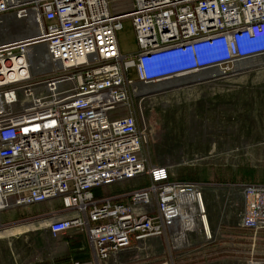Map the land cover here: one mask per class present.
Instances as JSON below:
<instances>
[{
	"label": "built area",
	"instance_id": "2783aa9c",
	"mask_svg": "<svg viewBox=\"0 0 264 264\" xmlns=\"http://www.w3.org/2000/svg\"><path fill=\"white\" fill-rule=\"evenodd\" d=\"M126 20L138 47L130 58ZM0 29L20 35L0 42V213L60 201L37 219L53 238L87 233L104 264L150 238L178 248L209 236L203 184L152 162L133 97L138 85L226 76L263 57L264 0H132L121 12L111 0H0ZM242 195L239 227L264 232V184Z\"/></svg>",
	"mask_w": 264,
	"mask_h": 264
},
{
	"label": "rangeland",
	"instance_id": "374dc122",
	"mask_svg": "<svg viewBox=\"0 0 264 264\" xmlns=\"http://www.w3.org/2000/svg\"><path fill=\"white\" fill-rule=\"evenodd\" d=\"M131 2L111 0L116 11H126ZM19 36L0 29V42ZM119 40L124 56L137 52L130 20L124 21ZM211 75L217 77L209 80ZM130 77L136 78L134 72ZM134 95V107L152 132V162L169 166L174 178L203 184L212 238L196 233L178 248L150 238L134 243L110 264H264V232L251 235L239 227L245 207L242 188L250 183L215 182L218 173L230 179L239 169L250 167L256 183L264 184V56L236 63L226 76L203 73L138 85ZM135 187L131 182L114 189L128 192ZM29 236L17 235L7 240L11 246L0 245V262L47 264L46 239L37 233L31 240ZM53 241L67 246L64 239ZM67 252L65 248L62 255Z\"/></svg>",
	"mask_w": 264,
	"mask_h": 264
},
{
	"label": "crops",
	"instance_id": "0c3cea01",
	"mask_svg": "<svg viewBox=\"0 0 264 264\" xmlns=\"http://www.w3.org/2000/svg\"><path fill=\"white\" fill-rule=\"evenodd\" d=\"M132 8V2L129 9ZM127 9V10H129ZM126 10V11H127ZM121 12V11H119ZM100 192L98 191V194ZM60 201H54L52 203H41L29 208H17L10 211H4L0 213V245L6 247L11 246L12 243L7 240L17 236L29 234L32 239L35 233L42 235L47 241V247L45 248L46 258L44 262L47 264H62V260L65 258L64 264H72V262L79 261L83 264H104L100 261L88 240L87 233H79L75 230L69 231L67 234L62 235L59 238H53L50 234L48 225L38 220V217H46L53 210L60 209ZM62 218L70 217L69 214H64ZM223 234L228 233V229L222 230ZM66 240L65 245L62 242H55L53 240ZM1 248V246H0ZM68 250V255H62L64 249ZM12 254L14 250L12 249ZM0 264H14L10 262H0Z\"/></svg>",
	"mask_w": 264,
	"mask_h": 264
},
{
	"label": "trees",
	"instance_id": "16d2710c",
	"mask_svg": "<svg viewBox=\"0 0 264 264\" xmlns=\"http://www.w3.org/2000/svg\"><path fill=\"white\" fill-rule=\"evenodd\" d=\"M175 180H179L177 178H173ZM215 182L218 184H234V185H240V184H245V183H256L257 182V177H256V172L253 168L250 167H243L239 169V171L235 174L231 175V178L228 179L227 176L224 173H218L215 176ZM65 258L62 260V264H64Z\"/></svg>",
	"mask_w": 264,
	"mask_h": 264
},
{
	"label": "bare ground",
	"instance_id": "6f19581e",
	"mask_svg": "<svg viewBox=\"0 0 264 264\" xmlns=\"http://www.w3.org/2000/svg\"><path fill=\"white\" fill-rule=\"evenodd\" d=\"M241 62L243 63V62H245V61H241ZM208 234H209V236H208L207 238H209L210 236H212V235H211L212 233L210 232V229H208ZM206 236H207V235H206Z\"/></svg>",
	"mask_w": 264,
	"mask_h": 264
}]
</instances>
